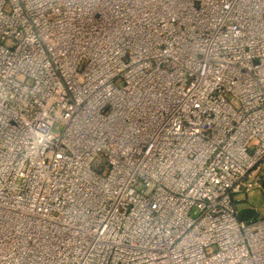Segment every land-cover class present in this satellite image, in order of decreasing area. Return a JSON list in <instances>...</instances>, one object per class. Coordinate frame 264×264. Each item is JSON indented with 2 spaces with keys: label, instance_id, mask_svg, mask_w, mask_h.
Segmentation results:
<instances>
[{
  "label": "built area",
  "instance_id": "1",
  "mask_svg": "<svg viewBox=\"0 0 264 264\" xmlns=\"http://www.w3.org/2000/svg\"><path fill=\"white\" fill-rule=\"evenodd\" d=\"M255 189L264 0H0V264H264Z\"/></svg>",
  "mask_w": 264,
  "mask_h": 264
},
{
  "label": "rangeland",
  "instance_id": "2",
  "mask_svg": "<svg viewBox=\"0 0 264 264\" xmlns=\"http://www.w3.org/2000/svg\"><path fill=\"white\" fill-rule=\"evenodd\" d=\"M62 128V125L59 124V128H55L56 132H59ZM237 199L243 200L246 199L247 202L239 201L238 208L239 210L244 208L247 205H251L258 209V213L254 216L255 219L264 217V190L263 189H255L250 192L243 191L239 194H235Z\"/></svg>",
  "mask_w": 264,
  "mask_h": 264
},
{
  "label": "water",
  "instance_id": "3",
  "mask_svg": "<svg viewBox=\"0 0 264 264\" xmlns=\"http://www.w3.org/2000/svg\"><path fill=\"white\" fill-rule=\"evenodd\" d=\"M256 215V211L251 208H242L239 210V217L248 220Z\"/></svg>",
  "mask_w": 264,
  "mask_h": 264
}]
</instances>
